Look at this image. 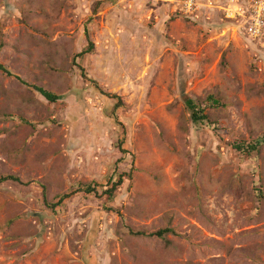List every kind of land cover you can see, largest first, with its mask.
<instances>
[{"label": "rangeland", "instance_id": "obj_1", "mask_svg": "<svg viewBox=\"0 0 264 264\" xmlns=\"http://www.w3.org/2000/svg\"><path fill=\"white\" fill-rule=\"evenodd\" d=\"M233 1L0 0L29 85L0 72V264H264V145L235 149L264 138V36Z\"/></svg>", "mask_w": 264, "mask_h": 264}, {"label": "trees", "instance_id": "obj_2", "mask_svg": "<svg viewBox=\"0 0 264 264\" xmlns=\"http://www.w3.org/2000/svg\"><path fill=\"white\" fill-rule=\"evenodd\" d=\"M86 33H88L86 31ZM94 43L92 41L89 40V44L86 50L82 51L81 53H79L77 55L78 58L85 56L87 54H90L94 51ZM83 71V77H86V74L84 73V69H81ZM0 72H2L4 75L8 76V77H14L15 79H17L18 81H20L22 84L24 85H28V83H26L25 81H23L19 76L14 75L5 65L0 63ZM94 84H97L96 81H92ZM98 87V85H97ZM33 88L38 91L48 102L50 103H57L61 97L55 93H52L50 91H47L43 88L40 87H36L33 86ZM106 96H108L109 98L112 99H117V105H116V109H118L121 105H122V99L115 94H106ZM211 101V106L215 107V108H219L220 106H222V104L220 103L219 100L215 99L213 96L209 98ZM186 105L187 107L190 109L191 111V118L192 121L194 123H200V122H204L206 120H208V116L205 114V108L204 107H200L199 104H196L193 100L188 99L186 101ZM264 145V138L263 140L260 142H256L254 144H249V145H244V144H240V145H235V149H237L239 152H248V153H254V152H258L259 149L261 148V146ZM122 152H126L123 149H121ZM124 175L120 176V179L118 182H114L112 180H110L109 184H113V187L111 189H107L105 191H103V194H105L108 199H112L114 197L115 192L117 191V189L124 184ZM16 181V182H20V180L18 179V177L13 176V175H8V176H3L0 177V185L7 182V181ZM99 185H95V187H92L91 185L85 187H81L80 189H78V192L84 191L87 194H95V195H99L98 192V188ZM74 194V193H72ZM72 194H67V195H63L60 197V201L57 204H52L51 207L55 208L58 204H62L66 199L70 198ZM131 234L135 235V236H145L147 235L148 237L152 238V237H158L160 239H166L167 235H176V232L174 229L172 228H165V229H161L159 231L153 232V233H135V232H131ZM167 245H170L171 242L166 241Z\"/></svg>", "mask_w": 264, "mask_h": 264}, {"label": "built area", "instance_id": "obj_3", "mask_svg": "<svg viewBox=\"0 0 264 264\" xmlns=\"http://www.w3.org/2000/svg\"><path fill=\"white\" fill-rule=\"evenodd\" d=\"M231 14L247 17V31L251 38L264 36V0H253L247 7H240L233 1ZM234 15V16H235Z\"/></svg>", "mask_w": 264, "mask_h": 264}]
</instances>
